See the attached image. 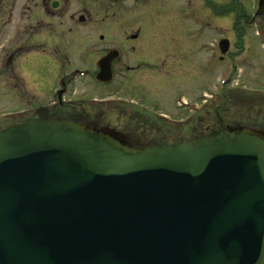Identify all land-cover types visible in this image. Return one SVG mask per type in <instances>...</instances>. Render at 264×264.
Returning <instances> with one entry per match:
<instances>
[{
	"label": "water",
	"instance_id": "1",
	"mask_svg": "<svg viewBox=\"0 0 264 264\" xmlns=\"http://www.w3.org/2000/svg\"><path fill=\"white\" fill-rule=\"evenodd\" d=\"M116 56L99 60L98 81ZM0 264H264V136L134 150L68 122L6 128Z\"/></svg>",
	"mask_w": 264,
	"mask_h": 264
},
{
	"label": "rangeland",
	"instance_id": "2",
	"mask_svg": "<svg viewBox=\"0 0 264 264\" xmlns=\"http://www.w3.org/2000/svg\"><path fill=\"white\" fill-rule=\"evenodd\" d=\"M3 1L5 6L1 14L2 24L4 26V22L8 23L0 30V128L9 126L8 124L21 123L26 118H31L32 115L36 116L35 113L39 107H47V109L45 113H39L37 117L45 114L47 120L69 119L70 111L65 113L66 115L56 110L53 111L52 105L56 101L53 92L58 87V81L51 77H43L36 72L37 69L45 67V58L41 50H33L31 55L20 62L24 74L18 68L17 61L12 65L8 62L16 45L23 46L26 41H32L27 40L32 31L28 33L21 31L17 39L18 44H11L14 41L11 35L12 27L18 23L17 15L25 16L20 26H35V29L37 27L38 31H41L40 26L44 15L39 6L35 5L37 0H30L28 11L22 14L19 10L22 9L25 0H18L15 11L12 12V18L9 7L13 0ZM197 2L200 13L203 16H211L204 5V0H197ZM224 2L226 6L225 40L230 39L234 43H242L243 50L238 51L235 48V51L234 48H228L224 54H219L222 61L212 57L214 51L210 48L200 47L199 44L203 42L204 37L202 38L195 28L193 30L190 28L191 32L193 31L194 40L185 36V31L190 32L189 28L177 20L181 12V0H143L134 10L132 7L136 5L132 2L124 3L122 7L126 9L124 16L113 24L100 26L97 29L98 35L107 34L108 40L116 42L108 49H116L118 48L117 42L124 41L125 31L129 35L141 30L144 41L151 42L153 47L167 49L163 56L164 59L152 62V70H146L141 80L137 78L125 81L115 79V81L102 85L94 80L91 82L89 79H80L79 83L70 87V93L65 99L74 98L75 101V99L82 98L86 102L82 104V107L70 106L71 110L91 114L88 115L89 118L97 121L95 127L108 134H113L125 146L134 150L188 143L200 136H206L211 131H218L214 109L222 103V100L215 104L207 102L209 104L207 107L201 101V96L205 95L203 98L205 101L211 98L216 99L215 96L220 93V81L224 78L221 76L225 74L226 79H229V76L235 78L234 86L242 87L245 95L242 96L239 92L229 93V101L223 108L218 109L225 127L223 130L231 131L230 129L253 125L256 129L249 130L264 134V98L260 99L261 97L256 96L264 95V42H262L264 41V15L257 14V7L255 8L256 15L252 12L251 16L240 20L237 19V15H242L243 9L252 8V1L224 0ZM106 6L101 1L94 5L93 0H69L65 24L63 23L66 30L62 34L66 54L62 68L66 73L77 68L91 72L97 58L94 52H100L99 47L93 48V45L98 42L97 37L91 38L90 36L95 33L96 29L89 25L80 29L76 23L68 20V16L71 14L77 16L83 11L93 10L92 15H95L97 11V20L100 21ZM211 9L214 10L212 6ZM252 18H257L256 26L248 29L245 24ZM190 24L194 22L190 21ZM58 25L57 23L55 26ZM175 25L176 29L173 28ZM68 30H71L70 33ZM210 34L207 41H211L213 37V34ZM228 53L236 55L232 62L238 67L236 77L231 71V61L227 59ZM161 63L164 66H161ZM229 71H231L230 74ZM179 95L182 101L190 100L194 104L193 124L190 123L192 120L188 121L186 118L190 107L180 108V110L174 108ZM93 98L98 101H110L91 102ZM130 101L136 105V108L139 107L137 110L140 115L132 108H121L123 105H128ZM192 104L189 103V105ZM29 109L34 110L33 113L29 112ZM16 112L23 113L14 116ZM73 118L78 119L79 117ZM172 121H178V123L174 124Z\"/></svg>",
	"mask_w": 264,
	"mask_h": 264
},
{
	"label": "flooded vegetation",
	"instance_id": "3",
	"mask_svg": "<svg viewBox=\"0 0 264 264\" xmlns=\"http://www.w3.org/2000/svg\"><path fill=\"white\" fill-rule=\"evenodd\" d=\"M105 3L106 10L104 11L100 21L97 20V11H95V15L93 13V10H90L88 12L87 10L77 16L74 14H71L68 16V20L71 23H76L78 28L82 29L85 25L91 26L93 29H96L95 33L91 34V38L97 37L98 42L93 45V48H98L100 49V52H94V55L97 56L95 59L94 63V68L92 69L91 72L88 71H83L80 70L79 68L74 69L70 73H66L62 66L64 65V61L66 60V54L65 50L63 48L64 42L62 39V34L65 33L66 28L63 27V23L65 24V16H66V9L68 7L69 0H37L35 2V5L39 6V8L43 11V21L42 25L40 26V32L38 31V28L35 26H30V25H24L20 26V23L23 21L25 16L22 17V15L18 16V23L17 25L12 27V41L11 44L15 45L18 44L17 39L20 37V33L25 32L28 33L29 31L31 34L29 35V39L27 40H32V41H26L23 46H18L16 45L13 48V51L8 58L9 64L15 63V61L18 62L17 66L20 69L21 73L24 74L22 65L20 62L25 58L31 55L33 50H41L44 58H45V67L42 69H37L36 72H39L43 77H51L54 78L58 81V87L54 90V98L56 101L53 103V111H59L61 114H65L70 111L69 114V119H66L64 121L66 122H71L75 124H79L82 126H86L89 128H94L96 129L95 125L97 121L90 119L88 115H91L89 113H78L75 111L71 110L70 106L76 107L79 105L82 107V104L84 100L82 98L75 99H65L68 94L70 93V87L73 84L79 83L80 79H89L91 82L94 80L99 84L105 85L106 83H100L97 81V74L99 73V67H98V61L104 58L107 54L110 52H116L117 56L114 60H112L109 68V74L106 75V77H111L109 82L116 80H128L130 78H137V80H141V78L145 75L144 72L152 70L151 64L152 62H156L157 60L164 59L163 56H165L166 48H160V47H153L151 42H146L143 40L142 37V31L139 30L138 33L136 34H128L127 31L124 32V41H118V48L116 49H108L110 45H113V43H116L112 40H108V35L107 34H100L98 35L97 29L100 28V26L108 23H115L119 19H121L124 14L126 9L122 8L124 3L126 2H132L133 5H136L132 7V9H136L140 5V1L143 0H93L94 5L99 4V2ZM234 1V0H233ZM238 1V0H235ZM252 1V8H248V10L243 9V14L237 15V19H246L247 17L251 16L252 12L256 15L255 13V8H257L258 0H251ZM18 0H13L9 9H10V15L12 18V12L15 11L16 4ZM29 3L30 0H25V2L22 5V9L19 10V12L22 14L23 12L26 13L29 8ZM196 4V5H195ZM101 5V4H100ZM204 5L208 9L209 12V17L203 16L200 13L199 10V5L197 0H181V12H179L177 16V20L183 24L185 27L189 28V31H185V36L188 38H191L194 40L193 31L191 32V29L193 28L196 29L198 34L202 35V38L204 37L203 42H201L199 45L203 49H208L210 48L211 51H214V54H212V57L218 58V60L222 61V58L219 57L220 51L218 49V44L221 40H225V2L224 0H204ZM5 6L4 1L0 0V30L3 27H6V24L8 22H4L5 25L3 26L2 24V9ZM214 8V10L211 9ZM198 10H197V8ZM156 8V7H155ZM216 8V11H215ZM157 11V9H156ZM88 13V15H87ZM249 14V15H248ZM89 16V17H88ZM27 18V17H26ZM256 19L257 18H252L249 22H246V28L250 29L251 27L256 26ZM27 21V19H26ZM194 22V24H190ZM59 24L58 26H55L56 24ZM66 26V25H65ZM76 27V25H74ZM72 28V27H71ZM174 29L177 28L175 25L173 27ZM191 28V29H190ZM139 29V28H138ZM137 29V30H138ZM235 30V29H234ZM71 30H68V33H70ZM212 33L213 37L211 38V41H207L208 35ZM244 33V29L242 31V34ZM211 35V34H210ZM134 37V38H133ZM207 37V38H206ZM217 37V38H215ZM229 41V48L231 49H237L238 51L243 50L242 43H234L230 39ZM235 45V46H234ZM229 49V50H230ZM235 49V51H236ZM25 52H24V51ZM23 51V52H22ZM129 55L130 57L128 58ZM236 55L234 53H228L227 54V59L231 61L230 67L231 71L236 77L237 72H238V67L232 64L234 62L233 58H235ZM149 60V61H148ZM161 66H164V64L161 63ZM147 70V71H146ZM229 71V74L230 72ZM35 73V72H34ZM228 74V76H229ZM23 76V75H22ZM221 77H224L221 79V85H220V93L216 95V99L213 100V98L208 99L209 101H205V95L201 96V101L203 102L204 106H209L207 102H212V104L216 103L217 101H221L222 103L220 105H217L216 108L214 109V115L216 116L215 119V124L218 126L217 130H223L225 127L223 126V122L221 117L219 116L218 109L223 108L226 103L229 101V93H235L239 92L242 94V96L245 95V92L243 91V88H238L234 86L233 79L232 77L229 76V79H226L225 74ZM232 78V79H231ZM83 79V80H84ZM250 96V95H249ZM254 96V95H253ZM261 97L260 99L264 98V95H256ZM53 97V96H52ZM252 97V96H250ZM107 101H98L95 98L91 100V102H108ZM192 104V101L186 100L185 102L181 100L180 95L178 98H176L174 108L177 110H180V108H189V113L187 115V120H192L190 123L194 122V118L192 115L195 113L194 111V104ZM75 104V105H73ZM137 106H139L137 104ZM121 108H132L135 113L140 115V112L137 110L136 105L130 101L128 105H123ZM47 109L44 107H39V110H36V116L32 115L31 118H26L22 123H25L27 121L31 120H36V118H40V120H45V114L40 115L37 117L39 113H45V110ZM34 110H30L29 112L33 113ZM23 112H16L14 113V116H17L19 114H22ZM66 115V114H65ZM35 116V117H34ZM191 116V117H190ZM53 117V115H52ZM73 117H79L73 118ZM82 117V118H81ZM174 124L178 123V121H172ZM94 124V125H93ZM189 123L187 122V125ZM193 124V123H192ZM11 125H16L11 124ZM186 125V126H187ZM7 127V126H6ZM210 127V126H209ZM227 129H230L226 127ZM235 129H256L255 126H246L245 128L238 127ZM262 129V128H259ZM233 130V129H230ZM211 131L209 134H214L218 131ZM209 134H206L209 135ZM113 136V134H111ZM206 136H200L192 141H196L199 139H202Z\"/></svg>",
	"mask_w": 264,
	"mask_h": 264
},
{
	"label": "trees",
	"instance_id": "4",
	"mask_svg": "<svg viewBox=\"0 0 264 264\" xmlns=\"http://www.w3.org/2000/svg\"><path fill=\"white\" fill-rule=\"evenodd\" d=\"M46 118V117H45Z\"/></svg>",
	"mask_w": 264,
	"mask_h": 264
}]
</instances>
